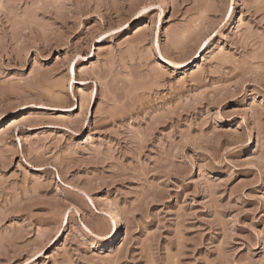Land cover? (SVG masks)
<instances>
[{
  "label": "rangeland",
  "instance_id": "374dc122",
  "mask_svg": "<svg viewBox=\"0 0 264 264\" xmlns=\"http://www.w3.org/2000/svg\"><path fill=\"white\" fill-rule=\"evenodd\" d=\"M0 264H264V0H0Z\"/></svg>",
  "mask_w": 264,
  "mask_h": 264
},
{
  "label": "bare ground",
  "instance_id": "6f19581e",
  "mask_svg": "<svg viewBox=\"0 0 264 264\" xmlns=\"http://www.w3.org/2000/svg\"><path fill=\"white\" fill-rule=\"evenodd\" d=\"M204 47H205L204 45H202L200 47V49L195 53L193 59L188 62L187 66H189V65L192 66L195 63L196 59L199 60L201 58V55L205 51ZM16 122L17 121L12 122L11 125L16 124ZM107 225L112 230L113 233L109 239H107V237H102L101 240L105 241V243H108L110 245H114L119 241L121 233H122L121 224H120L118 217L115 213H110V219L108 220Z\"/></svg>",
  "mask_w": 264,
  "mask_h": 264
}]
</instances>
